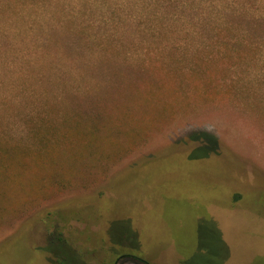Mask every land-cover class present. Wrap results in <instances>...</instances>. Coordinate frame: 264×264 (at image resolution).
<instances>
[{"label":"rangeland","instance_id":"1","mask_svg":"<svg viewBox=\"0 0 264 264\" xmlns=\"http://www.w3.org/2000/svg\"><path fill=\"white\" fill-rule=\"evenodd\" d=\"M263 14L264 0H0V145L21 182L0 188L26 206L3 217L0 251L24 234L82 264H264ZM77 105L99 120L96 169L70 163L78 143L54 163L38 134L69 132ZM112 121L155 128L129 143ZM149 161L165 169L147 176ZM67 166L78 183L51 192ZM104 195L108 218L92 208Z\"/></svg>","mask_w":264,"mask_h":264},{"label":"trees","instance_id":"2","mask_svg":"<svg viewBox=\"0 0 264 264\" xmlns=\"http://www.w3.org/2000/svg\"><path fill=\"white\" fill-rule=\"evenodd\" d=\"M236 14L241 15V12L236 13ZM262 19L264 20V14L262 15ZM103 98L93 100V104L95 106H100L101 102L106 101V99L105 98L103 99ZM74 110H75V114L73 115L72 119L74 120V122L76 120V122L74 123L73 128L68 130L70 133L67 132L64 134V132H63L61 134L58 132H52L51 134H45V133H42V131H39L38 134L41 136V143L43 144V147L45 149V153L48 155V157L54 163H58L59 161H61L58 158L60 156H64V154H61L57 151V146L59 143H60V146L62 145V143L66 144V145H69L70 143H78V150H76V148H74V147H73V150L72 149L69 150V153L71 154V158H70L71 162L70 161L69 162L73 163L74 162L73 159H76L82 155L88 154V155H92L95 157V159L92 160L90 162V165H89L90 168H95L94 167L95 165H93V164L101 162L103 160H101V159L97 160L96 156H98V155L96 153H93V152L87 153L86 146H89V145L92 146L93 143H104L98 137L99 132H100V130L97 129L99 127V120L97 118V115H95L94 117H92V119H88L89 121H92V122H87L86 116H89V113H88L89 110L86 111V109H84L82 105H77L74 108ZM100 111L103 112L102 110H100ZM103 113L106 114L105 112H103ZM75 116H76V119H75ZM107 124H108V122H107ZM119 127H120L119 124L116 125V123L113 122V124H111L109 126V130H110L109 131V137H111L114 140L120 134L128 135V132H131L132 140L129 143H139L141 140H143V138L149 137L152 130H154L155 125L150 123L147 126H143L141 124H140V126H137V123H135V126L133 128H130V125L128 124V125H126V128L123 131H121ZM193 139L196 141L200 140L202 143H206L205 146H207V143H214L215 149H212L210 151V154H212V152L217 153L216 151L218 148L217 147L218 142H217V139L215 137L205 136L202 138H193ZM111 142H114V141H111ZM0 148H1V145H0ZM119 153H122L121 149H119V151H117L116 153L107 154L106 156H104V158H106L104 161L113 160V159L118 160L120 157H116V155ZM6 158L9 159L10 155L7 154L1 148L0 149V183H1V185L7 186L8 188L21 185L20 181L16 180L15 178L12 179L10 177V174H12L14 172L8 165L5 164L6 161L5 162L3 161V160H7ZM48 163H50V161H48ZM75 163H77V162H75ZM146 165L147 166L150 165V167L148 166L147 171H146L147 176H151V173L154 171L165 169L162 167V165L157 164L155 162H151V161L147 162ZM61 168L62 167H57L58 170L55 169L54 171L59 173L63 178L61 176L60 177L57 176L56 174H52V176H55L58 179L57 180L58 182L55 185H51L50 190L53 193L63 192L64 190H67V189H69V187L78 183L77 182L78 178L76 179V176L74 174L75 170L73 169V167L67 166V167H64V169H61ZM102 171L104 172L103 173V175H104L106 172V168L104 167L102 169ZM108 171H109V168H108ZM96 176H101V175H96ZM82 186H85V184L83 183ZM166 193L167 192H163L161 194V196L159 197V206H162L167 202L168 198L165 195ZM109 199H110L109 195L108 196L107 195L101 196L100 201L102 203L96 204L92 208H94L96 211H99V208H100L101 212L104 214V216H106L108 218V216L112 215V211L109 209V204L107 203ZM11 200H12V198L10 197L8 199L6 197L4 191L0 188V224L2 223L3 217L6 218L7 217L6 215H8V213L11 212L12 215L17 214L16 212H19V210H18L19 206L22 207L20 212L25 210L24 207H26V206L23 207V205H25L24 198L22 199L23 202H21V201L15 202L14 200H12V201ZM194 206H196V205H194ZM121 218H123V217H121ZM111 234H112V231H111ZM112 236H113V234H112ZM14 237H16V238L17 237H23L21 240L22 244L17 243L16 241L6 243V244L10 245L11 248H10V250L7 251L8 248H5V245H6L5 244L4 247L2 248V250L0 251V257H7V258L13 257V260L18 259V258L24 259L26 257V261L28 264H46V263L47 264H74V263L75 264L76 263L82 264V262H81L82 260L80 261L78 256H76L73 253H70V251H67L65 249L64 250L59 249L57 251H53V250L47 248L46 250L42 251L40 249H35L31 245L32 243L26 239L24 234L23 235H16ZM53 237H54V235H53ZM49 242L58 243L62 246H65V241L62 238H59L57 240L55 238H52L49 240ZM20 246H22V247L20 248ZM177 247L179 248V245ZM46 252H49L51 254V258H48V256H46V254H47ZM57 255H60V257H58ZM126 256H129V255H126ZM2 259L3 258L0 259V264H11L10 260H8L6 263H4ZM134 259L136 261H138V263H141V264H150L144 258L142 259L140 257L137 258L136 256H134ZM191 264H192V260H191Z\"/></svg>","mask_w":264,"mask_h":264}]
</instances>
